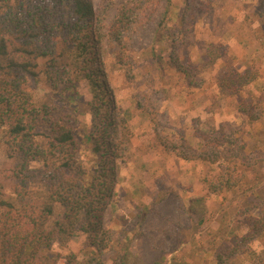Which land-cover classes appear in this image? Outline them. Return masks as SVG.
Masks as SVG:
<instances>
[{
    "label": "rangeland",
    "instance_id": "374dc122",
    "mask_svg": "<svg viewBox=\"0 0 264 264\" xmlns=\"http://www.w3.org/2000/svg\"><path fill=\"white\" fill-rule=\"evenodd\" d=\"M90 1L97 12L101 0ZM128 1L136 4L132 24L116 30V12ZM114 4L95 23L109 112L120 121L118 132L127 135L125 141L119 137L122 162L101 218L108 248L93 256V262L88 250L79 248L78 239L56 251L61 256L73 254L77 264H217V255L230 252L246 237L235 229L238 221L264 217V0H114ZM165 9L170 20L159 29ZM210 60L215 63L209 67ZM247 69L258 73L251 85L235 95L220 90L228 73ZM185 72L193 76L188 79ZM190 79L200 84L194 88ZM34 93L45 91L39 87ZM68 97L74 94L54 99L67 114L73 108ZM241 108L259 116L255 128ZM71 117L78 161L90 172L93 157L86 141L90 116L84 112ZM211 127L235 133L254 164L247 169L238 164L235 177L242 181L234 191L218 196L207 193L204 181H213L215 165L200 161L190 169L177 158L181 152H200L188 131L197 138L198 132ZM162 145L176 147L178 154L166 152ZM5 161L0 131V169ZM231 230L233 242H227ZM240 246L225 264L262 263L264 233L261 240ZM249 247L257 255L250 254Z\"/></svg>",
    "mask_w": 264,
    "mask_h": 264
},
{
    "label": "trees",
    "instance_id": "16d2710c",
    "mask_svg": "<svg viewBox=\"0 0 264 264\" xmlns=\"http://www.w3.org/2000/svg\"><path fill=\"white\" fill-rule=\"evenodd\" d=\"M135 6L128 1L119 7L113 23L116 30L132 24ZM112 8L114 0H101L97 12L90 0H0V131L6 156L0 169V264H77L73 254L61 256L55 248H65L75 239L81 250H88L91 262L108 248L101 218L111 197L116 167L122 162L119 137L125 141L127 136L118 132L120 121L109 112L98 57L101 38L95 23ZM167 20L169 10L165 9L158 28ZM211 56L209 52L207 57ZM214 63L206 62L209 67ZM257 78L251 69L232 71L219 88L235 95ZM192 81L194 88L200 84ZM81 86L82 94L78 92ZM39 87L44 95H35ZM71 94L73 108L67 114L54 99ZM83 103L87 111L80 107ZM84 112L90 116L91 132L86 135L93 157L90 172L78 161L71 117ZM240 112L246 114L248 123L259 120L246 108ZM223 131L211 127L206 133L198 132L197 154V149L178 154L176 147L162 145L184 161L216 166L213 181L204 180L209 195L236 189L242 181L235 177L238 164L245 169L254 166L245 154V143L235 133ZM235 229L243 230L246 237L230 252L217 255V264L235 257L240 244L261 240L264 217H247ZM232 231L227 242L232 241Z\"/></svg>",
    "mask_w": 264,
    "mask_h": 264
},
{
    "label": "crops",
    "instance_id": "0c3cea01",
    "mask_svg": "<svg viewBox=\"0 0 264 264\" xmlns=\"http://www.w3.org/2000/svg\"><path fill=\"white\" fill-rule=\"evenodd\" d=\"M188 123V121L186 122V124ZM256 125L257 124H255V122L252 124V127L253 128H255L256 127ZM188 133H190L191 135H189L188 134V136L190 137L191 136V141H192V143L193 144H195L196 145V147H198V149H199V144H200V142H199V140L197 139V138H195V134H194V132L192 131V130H190V131H188ZM193 136V137H192ZM178 159H180L179 160V164H184V165H186V166H188V168H192V167H195V168H197V166H200L201 164H202V162H200V161H196V160H193V161H184V160H182L181 158H179V157H177ZM190 175H192L193 174V172H191V173H189ZM194 175H195V173H194ZM193 175V176H194Z\"/></svg>",
    "mask_w": 264,
    "mask_h": 264
}]
</instances>
